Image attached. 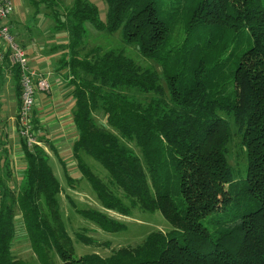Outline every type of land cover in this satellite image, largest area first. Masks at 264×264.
I'll return each mask as SVG.
<instances>
[{
	"label": "trees",
	"instance_id": "obj_1",
	"mask_svg": "<svg viewBox=\"0 0 264 264\" xmlns=\"http://www.w3.org/2000/svg\"><path fill=\"white\" fill-rule=\"evenodd\" d=\"M28 1L35 16L42 7L52 11L56 32L67 38L57 71L71 90L72 153L82 179L105 211L160 213L172 230L108 257L76 258L49 152L69 185L77 180L35 111L41 146L29 148L19 136L20 190L8 163L0 177V264H28L13 254L23 227L40 264H54L52 252L62 264H264V0H104L105 20L90 0H74L64 12L57 0ZM87 24L100 34L120 33L161 73L121 49L87 50ZM4 66L21 106L19 71L8 60ZM232 124L246 152L245 177L228 160ZM86 157L107 171V181ZM76 211L103 231L126 229L107 212ZM76 238L95 242L84 230Z\"/></svg>",
	"mask_w": 264,
	"mask_h": 264
},
{
	"label": "rangeland",
	"instance_id": "obj_2",
	"mask_svg": "<svg viewBox=\"0 0 264 264\" xmlns=\"http://www.w3.org/2000/svg\"><path fill=\"white\" fill-rule=\"evenodd\" d=\"M57 1L60 4L59 10L64 12L65 9L71 7L74 0ZM90 1L98 6L100 17L102 20H105L107 13V5L105 1ZM13 2L15 5V12L18 13V17L22 18V30L26 33L29 31L32 35H34L35 42L38 43L40 47L44 49V52L47 54V56L52 58L54 61L53 64H49L50 68L48 66L44 67L48 72L46 74H50L51 77H55V79L59 80L61 83V93L67 92L68 89L65 86V82L61 78L63 76L57 71L60 66L59 60L65 52L63 47L59 48V46H64L67 42V38L65 34L56 32L55 23L49 17L52 11L42 7L40 14L35 16V8L29 3L28 0H13ZM12 26L14 33L18 35L21 32L19 23L13 22ZM86 28L89 34V37L85 42L87 50H90L94 47H101L104 50L121 49L143 67H151L161 73V67L159 65L144 59L135 47L125 45L120 33L115 35L100 34L89 24L86 25ZM18 41L21 45H23L20 40ZM57 74L60 77H57ZM72 102V100H68L66 101L65 105H69L70 107ZM96 118L99 123H105V118L102 114H96ZM52 119L53 117L47 119V121ZM232 129L233 138L228 147V160L230 165L235 169L236 173L242 174V176L245 177L247 162L246 152L241 143V134L238 132V129L234 126V124H232ZM52 134H54L53 141H58L59 135H57V131L53 132ZM71 138L72 135L67 139H61V141L57 142L55 146H59L60 156L66 163L73 162L68 168L70 176L77 180L75 181L74 186L69 185L64 174V168L58 158H56L52 152L49 153L52 154L50 164L62 187V193L59 198L60 210L67 232L72 239L75 248L74 256L76 258L93 253L102 257H108L111 255L113 250L125 246H134L143 242L144 239L152 232L162 231L167 233L172 230L171 225L160 213H149L142 210H134L130 216H122L114 211H105L101 203L97 200L90 184L85 179H82L81 173L78 171L77 165L73 161L72 144L74 142H71ZM133 149L138 152V150L134 147ZM86 161L101 179L104 180L105 177L108 179L107 171L97 161L91 157H86ZM13 185L15 190L19 191L20 186L22 185V176L18 179V183L16 181ZM71 201L79 210H101L102 212H107L110 217L123 222L126 226V229L116 233H110L101 230L91 221L80 216L76 211L77 209L73 207ZM222 202L223 200L221 199L220 203ZM82 230L86 231L88 238L94 240L95 242L92 244H84L79 242L76 238V234ZM13 254L16 258L22 259L28 264H40L31 248L27 235L25 234L24 227L18 230L17 238L13 244ZM51 257L54 264H62L55 253L52 252Z\"/></svg>",
	"mask_w": 264,
	"mask_h": 264
},
{
	"label": "crops",
	"instance_id": "obj_3",
	"mask_svg": "<svg viewBox=\"0 0 264 264\" xmlns=\"http://www.w3.org/2000/svg\"><path fill=\"white\" fill-rule=\"evenodd\" d=\"M18 16V13L15 12L9 20L12 31L14 33L12 26L13 22L19 23L21 32L18 35L14 34L17 39L22 42L30 66L41 74L48 76V81L51 84L49 92L38 93L34 112H37V118L44 133L54 145L60 142L61 139H67L71 135V142L73 143L77 138V131L72 121L73 102L70 107L69 105H65L66 101L71 100L69 99L71 90L67 85L65 75L61 74L63 76L61 78L65 82L68 91L61 93V83L59 80L55 79V77H51L50 74H46L48 72L44 68L47 66L50 68L49 64H53L54 61L52 58H49L44 52V49L35 42L34 35L29 31L26 33L22 30V18ZM4 64L5 62L0 65V177L4 176V170L8 163L12 174L13 185L16 181L18 183V179L21 178L25 168V161L17 130V114L20 108L18 84L11 70L8 68L5 69ZM57 77L60 76L57 74ZM51 117H53V119L47 121V119ZM55 131H57V135H59L58 141H53L54 134L52 133ZM55 147L59 153V146ZM50 155L52 156V154ZM72 163L73 162L67 163V166L69 167Z\"/></svg>",
	"mask_w": 264,
	"mask_h": 264
},
{
	"label": "built area",
	"instance_id": "obj_4",
	"mask_svg": "<svg viewBox=\"0 0 264 264\" xmlns=\"http://www.w3.org/2000/svg\"><path fill=\"white\" fill-rule=\"evenodd\" d=\"M15 14L13 0H0V65L9 61L18 69L22 88L21 106L17 114L19 136L26 140L29 148L41 146L36 131L33 130V114L39 92H49L48 77L34 70L29 63L25 49L13 33L9 20Z\"/></svg>",
	"mask_w": 264,
	"mask_h": 264
}]
</instances>
